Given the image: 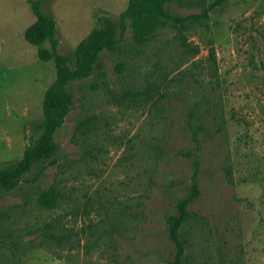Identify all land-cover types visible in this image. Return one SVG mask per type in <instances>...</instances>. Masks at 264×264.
Instances as JSON below:
<instances>
[{
    "label": "rangeland",
    "instance_id": "obj_1",
    "mask_svg": "<svg viewBox=\"0 0 264 264\" xmlns=\"http://www.w3.org/2000/svg\"><path fill=\"white\" fill-rule=\"evenodd\" d=\"M127 2L0 0V171L39 143L57 80L23 37L32 5L69 69L92 29L114 40L53 87L49 151L0 186V264H264V0L170 2L139 41Z\"/></svg>",
    "mask_w": 264,
    "mask_h": 264
},
{
    "label": "trees",
    "instance_id": "obj_2",
    "mask_svg": "<svg viewBox=\"0 0 264 264\" xmlns=\"http://www.w3.org/2000/svg\"><path fill=\"white\" fill-rule=\"evenodd\" d=\"M175 1L179 0H128L126 8L120 14L121 21L123 22L126 18L130 19L133 37L135 40H142L158 26V22L164 14V6ZM32 10L35 20L24 30L23 37L27 43L36 47L38 60L55 61L57 80L54 86L88 77L92 72L99 51L104 47H112L114 44V40L110 38L108 33L100 29H92L77 44L74 68L69 69L63 64L57 53L53 19L41 14L36 3L32 5ZM45 43H48V46H45ZM54 86L48 91L47 100L44 104L46 130L42 138L36 146L25 152L21 161L12 170L0 171V186H12L22 174L29 170L34 160L45 156L49 151L53 133L57 128V123L52 117L54 100L51 90ZM55 202L56 193L54 191L43 192L38 198V203L43 207L53 206ZM188 203L189 199L180 201L177 213L166 218L168 235L174 242H177L179 227L186 218ZM174 264L179 263L175 261Z\"/></svg>",
    "mask_w": 264,
    "mask_h": 264
}]
</instances>
